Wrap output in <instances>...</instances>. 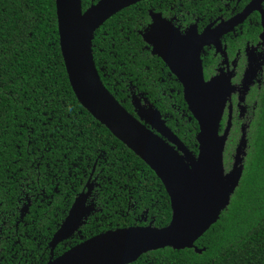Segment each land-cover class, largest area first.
Instances as JSON below:
<instances>
[{
	"label": "trees",
	"instance_id": "trees-1",
	"mask_svg": "<svg viewBox=\"0 0 264 264\" xmlns=\"http://www.w3.org/2000/svg\"><path fill=\"white\" fill-rule=\"evenodd\" d=\"M99 1L82 0L83 10ZM249 1L151 0L122 10L94 36L103 84L138 119L133 90L145 95L141 104L153 103L199 157V125L182 96H157L158 87L173 80L142 33L151 10L196 14L205 25ZM246 28L247 38L259 42L261 16L254 14ZM91 177L94 214L57 246L55 258L103 233L170 224L171 201L160 179L77 100L60 47L56 0H0V264H47L54 235ZM196 246L205 252L166 248L133 264H264V87L240 185Z\"/></svg>",
	"mask_w": 264,
	"mask_h": 264
},
{
	"label": "water",
	"instance_id": "water-1",
	"mask_svg": "<svg viewBox=\"0 0 264 264\" xmlns=\"http://www.w3.org/2000/svg\"><path fill=\"white\" fill-rule=\"evenodd\" d=\"M142 1L145 0H100L84 11L82 0H56L60 47L77 100L157 175L169 195L172 220L164 228L150 225L103 233L54 258L56 247L78 233L94 214L95 205L89 203L94 185L89 182L88 191L76 199L54 235L52 257L47 264H133L149 252L166 248L193 249L201 255L205 249H199L197 241L221 219L240 185L244 139L237 149L233 170L226 174L224 167L232 115L224 134H220L225 109L235 88L231 78L224 75L206 81L201 52L212 44L220 50L221 37L254 12L261 15L264 43V0H253L238 17L214 29L210 26L201 36L196 27L183 36L171 22L152 14L154 24L142 36L153 46V55L159 56L183 85L185 102L200 129L199 157L167 127L158 110L144 108L135 98L140 119L135 118L100 78L93 51L96 32L113 16ZM252 75L251 67L245 83L247 90ZM142 121L150 123L160 136Z\"/></svg>",
	"mask_w": 264,
	"mask_h": 264
},
{
	"label": "flooded vegetation",
	"instance_id": "flooded-vegetation-1",
	"mask_svg": "<svg viewBox=\"0 0 264 264\" xmlns=\"http://www.w3.org/2000/svg\"><path fill=\"white\" fill-rule=\"evenodd\" d=\"M146 1H151V0H145V2ZM252 1L253 0L249 1V3L246 4L241 10L238 9V5L240 2L239 1L237 7L233 9L231 16L229 18L225 19L224 17H219L214 20H211L209 23L205 25H204L203 16L202 17L197 16L196 14H190V13L184 14L183 12H180L179 14L172 16L169 15V13H164L159 11L156 12L151 10L149 13L150 23L148 24V26L145 27V29L149 30V28L154 24L152 18V14H154V15H161L163 20H167L168 22H171L175 28L180 30L183 36H185L194 27L197 28V32L201 36L205 32V30L210 26H212V28L214 29L220 26L221 24L227 23L232 19L238 17L240 14L244 12L246 7ZM136 5H138V3ZM256 13L258 12L252 13L248 18H246L243 21L242 24L235 27L233 31L221 37L222 45L220 50L214 44H212L204 47L201 52V59L203 63L204 75L206 81H210L212 78L216 76L224 75L226 77L231 78V83L235 88V91L232 93L231 97L228 100L220 128V134L223 135L227 128L230 115H232L231 132L229 134V138L226 143L225 152H224V167L226 174H229L235 166L237 149L240 146L243 139L245 141L246 149H245V154L242 156L243 158L241 160L240 167L243 168V173L245 171V168L247 166V150L251 148V127L253 125V121L255 119V115L257 111V102L264 87V59H263L264 43L261 42V34L263 33L262 21H261L262 33L260 34L259 42L255 43L254 40H249L247 38V28H246L247 22H249L251 17ZM192 19L194 20L192 21ZM144 33H142V36ZM148 46L151 55L153 57L159 58L166 65V63L159 56L153 55L152 53L153 46L152 45H148ZM257 64L259 65L260 68L258 67ZM166 67L170 74L169 77L173 80L172 82L179 84L181 86V89L170 87V84L172 83L170 82L168 83L169 85L168 88H164L163 85L158 87V89L156 88L157 96L158 97L164 96L165 98L167 97L170 100L182 96V98L185 101L183 85L178 80V78L170 71L167 65ZM251 67L253 68V75L251 78V83L247 90V86L245 87V83L247 81V75ZM163 82H165V80ZM133 91L132 92L134 99L137 98V100H141L145 97V95H140L142 93H138V91L135 90ZM149 107H152L155 110H157L154 107L153 103L150 104ZM173 107L176 113L177 112L179 114L181 113L178 107L176 106ZM173 118L174 117H172V119ZM162 119L166 122L167 127L178 137V135L168 126L167 118L165 119L162 115ZM142 122L144 124H147V127L149 129H151L153 132H155L160 136V134L154 129V127L150 123H146L145 121ZM164 140L169 142L167 139ZM91 179L92 177L90 178L88 183L91 182ZM93 185L95 186L94 183ZM94 186H93V193H94ZM87 191L88 189L86 190V192ZM92 196L89 200V203H94ZM23 218H24V209L22 210V214H21V219Z\"/></svg>",
	"mask_w": 264,
	"mask_h": 264
}]
</instances>
